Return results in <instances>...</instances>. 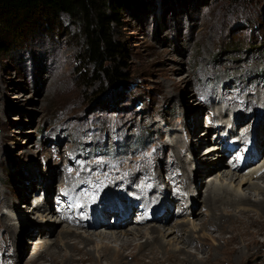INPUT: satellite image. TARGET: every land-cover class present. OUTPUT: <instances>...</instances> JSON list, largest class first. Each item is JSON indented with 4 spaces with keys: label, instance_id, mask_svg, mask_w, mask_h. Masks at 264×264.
<instances>
[{
    "label": "rangeland",
    "instance_id": "374dc122",
    "mask_svg": "<svg viewBox=\"0 0 264 264\" xmlns=\"http://www.w3.org/2000/svg\"><path fill=\"white\" fill-rule=\"evenodd\" d=\"M118 17V25L111 27V36L125 50L126 80L116 87H109L100 78L94 79V67L82 56L83 41L65 14L60 15L58 24L38 22L32 31L28 30L23 38L11 43L7 52L0 54V264H28V258L41 246L36 243L47 242L42 246L46 249L48 243L56 240L54 247L63 251L56 234L59 229L68 227L83 235L91 232L66 222L68 214L45 237L47 240L37 238L38 231L30 227L46 226L49 220L60 221L51 216L45 220L46 216L38 209L34 211L33 206H42L39 201L45 203V196L53 193L48 198H55L60 210L59 191L63 182L74 183L76 191L79 186L75 182L85 188L90 182L99 187L103 184L102 191L107 181L124 178L125 186L116 190L115 197L125 200L130 191L134 196L147 194L151 184L145 187L149 183L146 173L155 170L158 159L160 171L163 165L167 172L172 157L182 173V177H173L177 178L176 183L182 179L181 183L186 185L191 174L189 165H194L189 185L195 186L197 195L190 200L180 191L177 198L181 205L175 211L176 217L166 215L167 222L162 219L147 225L162 226L171 232L163 238L171 250L186 247L187 233L190 238L187 249L200 261L214 245L225 248L224 242L232 235L209 227L211 216L208 208L203 207L205 186H229L230 191L243 195V191H237V185L240 178L246 180L248 173H232L240 177H236L233 185L223 182L220 176L222 172L231 174L228 168L225 171L215 168L199 179L193 158H211L207 153L211 149L207 143L195 155L191 149L197 148L201 140L215 138V126L230 128L239 121L247 123L251 114L264 110V0H134ZM218 87L225 91L224 102L229 99L227 103L231 106L227 119L221 115L224 102L217 100V94L213 95ZM246 112L245 121L241 115L236 122L227 124L233 113ZM161 118L174 129L173 137L172 134L167 137L171 146L163 143ZM251 118L253 126L258 114ZM262 121L257 123L260 125ZM240 130L242 133L243 129ZM250 131L238 138L244 141ZM261 159L256 172L264 168V148ZM169 172L174 176L173 169ZM257 178L247 180L263 187L264 179ZM197 180L199 184L204 181V187L195 184ZM154 188V192L161 193L160 186ZM254 190L252 193L257 192ZM68 192L64 191L62 196L73 195ZM150 192L154 193L152 189ZM77 194L82 204L89 202L81 199L80 189ZM152 197L148 196L149 207L167 202L165 198ZM10 202L16 206L10 210L16 217L5 210ZM226 204L223 202V208L231 206L229 215H239L242 205ZM77 207L78 202L74 209ZM73 210H69L71 215ZM218 213L216 210L217 218L221 216ZM3 221L18 227L13 241ZM178 224L183 227L178 228ZM129 228L133 227L124 225L122 229L101 232ZM24 232L34 236H26ZM262 240L258 237L259 244ZM203 241L206 248L199 244ZM242 246L239 248L244 251ZM262 248L260 254H264ZM41 264L51 263L42 259ZM253 264H264V259H256Z\"/></svg>",
    "mask_w": 264,
    "mask_h": 264
},
{
    "label": "bare ground",
    "instance_id": "6f19581e",
    "mask_svg": "<svg viewBox=\"0 0 264 264\" xmlns=\"http://www.w3.org/2000/svg\"><path fill=\"white\" fill-rule=\"evenodd\" d=\"M207 106H208V102L205 104L204 109H206ZM251 109L254 111V104L252 105ZM256 110H259V109H255V111ZM253 114L249 116L251 120H252L251 117H254L255 114H259L261 115V117L259 119H254V124L252 126L253 141H252V144L250 145V150L247 153V157H245L241 161L242 168H244L245 164H248L247 168L250 167V170L247 171L249 173L245 177L246 180L241 179L238 175H232L227 172H222L220 175L221 178L223 179V182L224 181L229 182L228 185H233L236 182V180L240 178L238 185H237L238 186L237 191L238 190L243 191V195H241V193L238 195L234 191H230L231 189H229V186L224 187L223 185H221L218 188H215V186L213 188L212 184L205 186V189H206L205 194L207 195H206V198L204 199L205 205L203 207L208 208L207 212L211 216L209 222L212 225L209 227L214 226L216 230L219 228L220 229L219 233H221L222 231V233L230 232L232 234V235H229L231 237H229L228 240L224 242L225 248L224 246L220 247V245L219 246L214 245L213 248L207 252L206 254L207 256L205 257V259L203 261H200L197 259V257L196 258L193 257L192 253L188 251L187 248L190 245V238L188 236L186 237L187 235L186 233V235H184V237L186 238L185 240L188 241L186 243V247H181V248L172 249V250L168 249L166 246L168 244H166L163 241V238L171 234V232L169 230H165V228H163L162 226L147 225V222H153V223L155 222V224H157L162 219H165L164 222H167L169 218L166 217L168 213L166 207L164 208L165 213H163V215L153 217V218L152 217L146 218L144 220L141 218L140 221H143L142 223L135 224V226L133 225L128 226V227H133L132 229L129 228V230L127 229V230H122L119 232H107V231L101 232V230L103 231L109 228L117 229V230L122 229L123 226L117 225L116 227H112V226H109V223H108L103 226L104 229H101V228L97 229L95 226L91 227L90 223H85L84 218L86 217L87 212L83 209V204L82 202L79 201L78 199L79 197L77 196L78 195L77 193L79 189L80 191H83V194H82L83 198L81 197V199L82 200L89 199V202L86 203V206H90L92 204V200L98 199L99 197L98 192L100 190L101 185L103 184H101L99 187V185L97 186L94 182H90L87 185V188H85L81 184L80 185L75 184V186H79V189L76 191L74 190V187L72 185L70 184L66 185V183L63 182L62 185H60L61 190H65L67 192L69 191L68 193L73 194V195L72 196L65 195L64 197L62 196V193H60L59 191V196H60L61 203H62V206L60 207V210H59V214L60 215L64 214L65 207L68 208L69 210H73L76 207L77 202H78L77 209L76 210L74 209L72 211V215L75 219L73 221H75L76 223L80 225L85 224L83 228L87 229L88 231L91 230V232H88L87 234L83 235L82 232L75 231L68 227L59 229L56 234H57L58 239L60 240V244L64 247L63 251L62 249L58 250V247H54L56 240L51 243H48L47 244L48 247L46 249H44L42 246L46 244L47 242L46 243L44 242L36 243L37 245H41V246L32 254L30 258H28L27 263L28 264H41L42 259H45L49 261V263L51 264H244V263L253 264L254 260L256 259L263 260L264 254H260V251L263 249L262 247H264V184H263V187H261V185L257 183H251L250 179L249 180L247 179L249 177L253 178L254 176H258L257 179H260L262 181L264 179V174L262 172L264 168L262 170L260 169V172H256V169L257 167H259V165L258 166L254 165L256 163H259L261 159L260 158L259 160H257L258 148H261L264 143V139H263L264 126L260 127V125H264V110L259 113L256 112L254 115ZM240 116H241V113H236L234 121L236 122V118L238 119V117ZM257 120L259 121L263 120V121L259 125V123H257ZM248 125H249V122L243 123L239 121L238 124L234 123L231 126V128H237V131L240 129H243L242 131L244 132L245 129L247 130ZM261 132H263V136L261 135ZM204 136H206V133L204 134ZM205 143L206 142H204V140H201V144H199L197 148L193 147L191 149V153L195 155L196 152L199 150V148H201L200 146H203ZM208 149L210 148L208 147ZM211 152H212V149L209 150L207 153L209 156L211 155V157L213 158L209 157V158H205L202 160H200L197 156L193 158V160H195L197 164L196 170H197V173H199L198 174L199 179H201L205 174H208V172H210L211 170L215 168H221L222 171L224 170V166L222 164V160H223L222 156H219V154L218 155L212 154ZM216 158L218 159L215 161ZM169 159H170V162H173V163L170 164V166L167 168V172H165L162 169L163 165L160 171L159 166L161 164V161L159 162L158 161L159 159L157 160V163L155 162V164L157 165L155 170L152 169V171L146 173L148 175V179L146 180H148L149 183L146 184L145 187H148L152 183H164L166 187L176 188L177 178H173V177H176V176L180 177L179 171L177 170L178 163L174 159V157L169 158ZM251 166L253 167L251 168ZM171 169L175 171L174 176L169 172ZM157 170L159 171V173L161 172V174L157 173ZM162 171L165 173L166 176L163 174ZM158 175H160V178ZM190 175L187 179L189 183H191ZM125 181L126 180L122 178V180H117V181L110 180V181H107L106 183L109 184L108 186H110L112 190H123V187L125 186ZM196 182L197 183L195 184H197L199 187H204L202 184L204 181L201 182L200 184L198 180ZM253 189L255 190L257 189V192L254 190L255 192L252 193ZM87 194L89 195L88 197H86ZM114 195L115 194H108L106 196H109L112 202L113 201L116 202ZM223 196H225L226 198L225 199L221 198ZM252 197L254 198L253 200H252ZM149 198L153 199L152 196H149ZM47 201H49V198L47 199ZM223 202L229 204V205L226 204V206H230V203L231 204L239 203L240 205H242L241 207L242 209L239 211V215L237 216L229 215L230 214L229 208L231 206L223 208L224 206ZM175 203L176 202H174L173 200H170L169 202L170 205L168 209H170V206L174 205ZM100 204L104 206L107 205L104 201H101ZM246 204H248L249 206H252L254 211L252 212L248 210L246 208L247 207ZM108 205L111 206L112 203L109 202ZM6 206H7V209L5 210L6 212H8L7 214L9 213L11 214L12 213L11 209L16 208V206L11 202L7 203ZM111 208H117V204L111 206ZM34 209H38L39 212L43 214V216L45 215L46 216L45 220L47 219V216L52 217L53 215H55L54 212H52V214H47V209L43 205L39 206L37 204L33 206V210ZM216 210L219 211L221 215L219 216V218H217L215 214ZM12 214H14L15 216V213H12ZM76 214L78 215L81 214L83 215V217H80L81 215L76 216ZM4 216H3L4 219H6L7 216L5 214ZM60 222H63V221L61 219L58 222L49 220L47 221L46 226L45 225L38 226V225L30 223L31 224L30 227L33 228L35 231H38V233L36 234V237L42 240V238L44 239L46 236L49 237V235L52 234L53 232L52 230L54 228L56 229V227L62 224V223L60 224ZM135 222H139V221L135 220ZM164 222H161V223L163 224ZM4 226L6 228L7 234L9 235V239L13 241L12 239H13L15 232H18L19 230L18 227L9 226L6 222L3 221V227ZM177 227L182 228L183 226L182 225L179 226L178 224ZM79 228L81 229L82 227L79 226ZM25 235L34 236L33 233H27V232L25 233ZM205 236L210 237L208 235H205ZM140 237H142L143 240L145 241L143 242L142 240L141 242H138L137 238H140ZM184 237H182L181 239L184 240ZM206 237L202 238V240H205ZM258 237L263 238L260 244L258 243ZM95 240H99V242L97 243ZM185 240L183 241L184 245H185ZM199 244L201 245V247L204 246V241L199 242ZM240 244L243 245L242 247L244 248V251H242L239 248ZM26 250L25 252H22L23 256L27 252Z\"/></svg>",
    "mask_w": 264,
    "mask_h": 264
},
{
    "label": "trees",
    "instance_id": "16d2710c",
    "mask_svg": "<svg viewBox=\"0 0 264 264\" xmlns=\"http://www.w3.org/2000/svg\"><path fill=\"white\" fill-rule=\"evenodd\" d=\"M134 0H0V54L13 41L42 21L58 24L61 14L76 26L83 41V58L94 67V79L109 87L126 80L125 50L112 39L111 27L118 25V13Z\"/></svg>",
    "mask_w": 264,
    "mask_h": 264
}]
</instances>
